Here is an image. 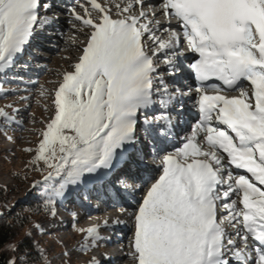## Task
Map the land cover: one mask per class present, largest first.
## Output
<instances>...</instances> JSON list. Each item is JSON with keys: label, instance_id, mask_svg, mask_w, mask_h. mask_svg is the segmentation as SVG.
Returning <instances> with one entry per match:
<instances>
[{"label": "snow or ice", "instance_id": "6c2138e0", "mask_svg": "<svg viewBox=\"0 0 264 264\" xmlns=\"http://www.w3.org/2000/svg\"><path fill=\"white\" fill-rule=\"evenodd\" d=\"M61 16L79 55L54 91L40 86L52 115L19 150L24 181L41 178L31 204L0 203V264H81L125 229L128 264H264V0H0V95L27 105L33 81L12 70L30 67L18 62L39 34L61 38ZM24 125L0 107L5 145ZM94 198L120 214L79 227Z\"/></svg>", "mask_w": 264, "mask_h": 264}, {"label": "rangeland", "instance_id": "374dc122", "mask_svg": "<svg viewBox=\"0 0 264 264\" xmlns=\"http://www.w3.org/2000/svg\"><path fill=\"white\" fill-rule=\"evenodd\" d=\"M65 21L66 20L62 18L61 23L58 25V27H60L59 29L61 30L60 32H62L61 38L57 39L53 36L47 37L46 39L47 45L54 47V49H52L51 51L46 47L41 49L42 55H45V57L43 59L37 57L36 62H39V66H37L35 71L33 70L27 72L28 70H25L22 73L21 72L16 73V75L18 76H24L25 82H27V79L29 77L33 81V84L30 85L29 91L21 92L22 95L28 97L27 105L21 103L19 97L17 96L8 95L7 97H4L0 95V107H3L7 104H15L18 108L22 110L23 119L25 121L24 126L27 129L23 133H17V135L22 138L20 144L17 146L5 145L3 139L0 138V186H3L7 189L6 197H7V202H9L10 204H16L17 202L20 201H27L28 203L31 202V198L28 195L30 190V184L32 183L33 180H38L41 178L38 173L29 172L27 174L28 180L26 182L24 181L25 167H26L25 162L29 160L31 157L28 154L20 151L19 149L25 147H32V148L36 147L39 137L33 134V130H38L43 128L44 123H46L48 118L52 115V103H51L52 97L50 95L42 97L40 95V91H41L40 86H43V88L46 90L54 91V89L57 87L58 83L62 79V74L66 70H69V63L72 62V60L68 61L69 63L64 62L66 60L65 57L69 55L68 54L69 51L68 50L66 51L65 48L64 49L61 48L60 50H59L60 47L58 48V41L64 39L65 37H67L68 34L72 33L70 31H73L71 25L66 23ZM74 36L70 37V40H72ZM50 40H52V43L49 42ZM70 42L72 43V41ZM75 53L77 52L76 51L72 52V54L78 56V53L77 54ZM64 65H66L67 67H64ZM4 80H6L5 77L0 76V81H4ZM5 90L11 91L10 88H6ZM45 105H48V111H45ZM33 119L37 121L35 125L29 122ZM41 121H43L44 123H40ZM5 147L16 148L14 163H9V164L3 163L4 160L13 159V157L11 156H4L2 154L3 149ZM23 207H26V205H21L20 208H17V211L19 212ZM113 209L112 211H114ZM94 210L97 211L93 213L90 211L79 212L80 213L79 227L87 228L91 225H94L93 222L87 224V222L82 221V216L84 214L87 215H89V213L93 215L98 214L93 219H99V216L102 217L101 214H99L98 209H94ZM119 214H120L119 211H117L113 215H116L117 217ZM64 215H65V221L64 224L61 226L60 235L64 238V240H66L69 243V246L71 248H75V246H78L82 237L76 235L73 232L71 227L72 218L66 212H64ZM128 235H130V233ZM126 245H127V241L126 242L123 241V246L126 247ZM95 253H97V251L90 252L80 257L81 263L83 261H86L85 258H87V256L89 257L90 255H95ZM122 259L123 260L120 262H117V260H113V262L116 264H128V261L125 258V256H123Z\"/></svg>", "mask_w": 264, "mask_h": 264}, {"label": "bare ground", "instance_id": "6f19581e", "mask_svg": "<svg viewBox=\"0 0 264 264\" xmlns=\"http://www.w3.org/2000/svg\"><path fill=\"white\" fill-rule=\"evenodd\" d=\"M97 2H100V3H104L105 2V0H97ZM63 19H67L66 17H64ZM65 26V25H64ZM66 28H67V26H66ZM58 30V29H57ZM59 32L61 31L60 29L58 30ZM70 32H72V33H70V34H68L67 35V37H65L64 39H62V40H59L58 41V48H59V50L61 49V48H65V50L67 51H69V55L67 56V57H72L73 58V60L77 57V55H74V54H72V52H75L74 50H73V48L75 47V45H73V43H71L70 41H72V40H70V37H72V36H74V35H76L75 33H74V31H70ZM43 34V33H42ZM42 34H40V35H38V36H42ZM73 34V35H72ZM64 36V35H63ZM80 37V38H79ZM76 39H77V43H80V42H82V39H83V37L82 36H77L76 37ZM42 47H43V45H42ZM30 49V48H29ZM29 49H28V51H29ZM57 50V49H56ZM78 53V52H77ZM77 53H75V54H77ZM78 55H79V53H78ZM66 56V55H65ZM62 58V57H61ZM64 60V59H63ZM22 61L25 63V60H23L22 59ZM68 61H70V60H68V59H66L64 62H68ZM27 62V61H26ZM63 62V63H64ZM69 63V62H68ZM27 64V63H26ZM70 64V63H69ZM64 67H67L66 65H64ZM103 202V205H104V208H102V211H104V212H113L112 211V209H113V204H111V202L109 201V200H105V201H102ZM122 204H123V201H120ZM107 207V208H106ZM106 208V209H105ZM113 210H115V208L113 209ZM88 211H90V212H95L96 210H88ZM96 215H98V214H91V219H89V215H87V214H84L83 216H82V221H84V222H90V223H94V224H97V223H101L105 218H108L109 220H111V219H114V218H116V215H113V213H111L110 214V216L108 215V216H106V217H102V218H99V219H93V218H95V216ZM130 231V229H125V230H123L122 232H124L125 233V240H123V241H127V236H128V234L130 233L129 232ZM108 254V253H107ZM111 258H112V255L111 254H108ZM123 254L121 255V256H119V258L120 259H122L123 258ZM101 260H102V264H108V262L107 261H103V256H101ZM112 260H114L113 258H112ZM112 260H111V264H112ZM123 260V259H122Z\"/></svg>", "mask_w": 264, "mask_h": 264}, {"label": "trees", "instance_id": "16d2710c", "mask_svg": "<svg viewBox=\"0 0 264 264\" xmlns=\"http://www.w3.org/2000/svg\"><path fill=\"white\" fill-rule=\"evenodd\" d=\"M3 189H5V187L0 186V203L7 201L6 191H2ZM29 204H31V202H29ZM22 234L23 233L21 232V236Z\"/></svg>", "mask_w": 264, "mask_h": 264}]
</instances>
